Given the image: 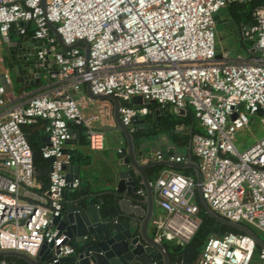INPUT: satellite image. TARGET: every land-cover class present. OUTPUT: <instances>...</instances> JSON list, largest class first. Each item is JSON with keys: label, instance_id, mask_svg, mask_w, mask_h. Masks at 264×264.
<instances>
[{"label": "built area", "instance_id": "2783aa9c", "mask_svg": "<svg viewBox=\"0 0 264 264\" xmlns=\"http://www.w3.org/2000/svg\"><path fill=\"white\" fill-rule=\"evenodd\" d=\"M235 1L251 0H0V39L15 30L41 42L40 65L53 59L49 82L11 104L6 99L11 78L0 70V250L36 256L42 244L52 242V262L74 253L53 221L64 208L65 189L79 186V178H65L64 167L72 161L64 149L73 138L69 124L85 128L89 148L104 147V132L89 124L97 116L85 118L72 96L87 82L93 94L119 98L120 120L131 131L133 116L147 115L150 101L175 111L190 107L201 127L189 145L201 172L203 199L222 217L264 233V135L241 151L233 142L236 130L264 113V3L254 10L249 28L242 26L249 39L254 37L253 50L244 58H231L226 50L217 57L214 14ZM50 23L66 45L85 39L87 58L83 43L64 51L57 47ZM135 95L142 103L132 102ZM40 120L48 136L41 155L53 157L45 188L36 178L23 130ZM150 155L185 161L170 151ZM151 185L161 210L154 239L187 242L201 221L194 176L164 168ZM256 246L245 233L209 235L196 264H251ZM258 258L264 264V246ZM0 264L10 263L0 258Z\"/></svg>", "mask_w": 264, "mask_h": 264}, {"label": "water", "instance_id": "95a60500", "mask_svg": "<svg viewBox=\"0 0 264 264\" xmlns=\"http://www.w3.org/2000/svg\"><path fill=\"white\" fill-rule=\"evenodd\" d=\"M216 22H222L226 19L221 18L218 12L214 14ZM52 33L56 36V46L67 49L71 46H79L84 44L83 52L85 58L88 55L89 43L85 39L77 40L72 45L63 43L61 37L55 30L53 23L49 24ZM249 25H247V29ZM248 33H243L244 38H249ZM8 35L3 37V45L1 47L0 62L10 71V77L15 83L23 86L39 83V74L49 70L53 64V59H48L44 65H40V60L37 57L39 45L31 43L28 36H22V42L8 41ZM14 44L18 48H14ZM41 44V43H40ZM250 50H253L250 48ZM62 52V51H61ZM217 57L220 53L216 54ZM10 60L7 64L6 58ZM8 65V66H7ZM86 88L94 98L111 99L114 102L113 116L115 120V129L125 143V155L120 163H123L127 168L120 169L117 177L113 180L112 186L107 192L112 196L113 203L107 214L104 213L98 202L101 198L94 200L95 194H80L73 199L65 200V205L61 213L54 218V225L66 234L69 244L75 251L70 255L62 256L56 262H52L54 256L52 253V242L44 243L40 247L36 256H31L21 250H0V257H16L24 260L28 264H172L169 259V252L163 242H158L149 232L151 221L154 218L155 204L153 198V188L151 178L146 173V169L156 165H164L176 169L191 167L196 180V191L199 203L205 213L215 221L236 228L250 236L257 246L263 247L264 241L246 224L232 221L222 217L214 212L203 199L201 194L202 176L199 170L197 160L192 159L190 151L186 154L187 159L182 163H176L167 159H143V156L148 152L150 155L155 150H163L164 144H168L173 148L174 153L179 154V149L167 139L165 141L158 140L155 135L136 136L129 126L124 125L119 117L118 107L121 105L119 98L113 95L93 94L90 85L87 82ZM133 103H142V98L139 95L132 97ZM155 104L150 101L145 105L147 107ZM169 105L158 107L155 114L162 111L168 112ZM183 112V109L178 111ZM131 125H134L135 131H153L150 124L144 123L137 115L133 116ZM73 130V129H72ZM29 138L30 134L25 133ZM78 136V132L73 130V138L66 143H71ZM145 141L139 143L140 139ZM148 138L153 143H148ZM48 141V136H45ZM159 142V144H156ZM150 146V150H147ZM68 152L75 154V149H66ZM151 157V156H150ZM53 157L46 158L47 162H51ZM65 178L68 182L79 174V165L70 163L64 167ZM139 177V180L134 179V176ZM140 186L144 188L142 198L136 197L135 194ZM70 188V187H69ZM73 189V188H70ZM77 190L80 187L76 188ZM114 212V213H112ZM22 222V221H21ZM10 264H15L14 261H9Z\"/></svg>", "mask_w": 264, "mask_h": 264}, {"label": "crops", "instance_id": "0c3cea01", "mask_svg": "<svg viewBox=\"0 0 264 264\" xmlns=\"http://www.w3.org/2000/svg\"><path fill=\"white\" fill-rule=\"evenodd\" d=\"M22 36L18 34L15 30L10 31L8 35V41L12 42H22ZM29 40L31 43H35L38 45H41L40 41L34 40L29 37ZM3 38L0 39V50L3 45ZM14 48L17 49L18 45L14 44ZM220 53V52H218ZM7 70L6 68L2 67L0 63V70ZM1 74V73H0ZM10 74V73H8ZM10 76V75H9ZM11 78V77H10ZM39 83L34 84L33 86H23L22 84L15 83L13 78H11L12 87L7 89L6 92V99L8 101V104L17 102L21 100V97L23 95V92H32L37 90L40 86H43L49 82V73L48 70L44 73L39 74ZM72 96L78 101L80 110L85 118H90L93 115H96V118L89 119V124L95 129L101 130L103 132L110 130L113 138H114V144L110 145L108 141H106V138L104 140V147L99 150L91 149L89 148L86 140V133L85 128L82 127L81 130L79 129H73L74 131L78 132V136L74 138V141L71 143H65L64 149H75L76 153L72 154L74 156V159H72L71 163L78 164L79 165V186L82 190H80V194H88L93 193L95 194L94 200H97L98 198H101V201L104 199L105 195H108L109 193L107 190H109L112 186L113 180L117 177V173L120 169H126L127 167L120 163L119 161H122V158L125 155V143L121 136L119 135V132L115 129V120L113 116L114 111V102L111 99H98L94 98L91 95H89L86 84L82 85L80 90L78 91H72ZM159 107L157 104H152L149 106L150 112L147 115H140L139 118L143 120L144 123L150 124L149 127H153V131H142L139 130L137 133L140 136L143 135H155V137L158 138L160 141H165L166 139L175 145L179 149V154L184 153L186 154L188 151H190V145L189 142L182 143L180 139L176 138L174 140L175 134H181L184 133L185 130L190 132V125H183V124H177L175 127V132L172 133L168 131L167 129H159L157 126H155V122L159 121L160 118L163 115H166L167 113H174L176 115H184L187 111V108L182 112L179 113L178 111H175L172 109L171 106L168 108V112L165 113L162 111L159 114H155V110ZM42 122L39 121L36 123V125L33 127V130L36 131L34 134V138L37 141V144L39 147H41L44 143L47 141L45 140L46 132L44 131L42 127ZM195 127H199L196 119H195ZM132 127L136 128L134 125ZM200 128V127H199ZM105 135V133H104ZM150 140V138H148ZM144 139H140L139 143L144 142ZM148 143H153L152 140L148 141ZM156 144H159V142H156ZM165 148L163 151H170L173 152V148L168 145L167 143L164 144ZM123 148V151L119 152L118 149ZM191 153V151H190ZM149 155V154H148ZM192 155V153H191ZM150 156V155H149ZM147 156H143V159L146 160L148 158H153ZM187 159V155H185V160ZM192 159L193 156H192ZM197 159V158H196ZM194 159V160H196ZM123 162V161H122ZM190 168L191 167H186ZM167 169L175 170L176 168L167 167ZM176 171V170H175ZM193 171V169H192ZM146 173L147 169H146ZM134 176V179L139 180V177ZM143 187V186H140ZM144 189V188H143ZM144 195V194H143ZM143 195H139L138 193L135 194L136 197L142 198ZM76 195H73V190L70 188H66L64 192V198L65 200L73 199ZM101 201L98 202L99 205H101ZM65 205V202H64ZM155 206V205H154ZM158 214L154 213V218L151 221V226L149 227V232L154 235L155 232V221L157 219ZM11 261V260H10Z\"/></svg>", "mask_w": 264, "mask_h": 264}, {"label": "trees", "instance_id": "16d2710c", "mask_svg": "<svg viewBox=\"0 0 264 264\" xmlns=\"http://www.w3.org/2000/svg\"><path fill=\"white\" fill-rule=\"evenodd\" d=\"M263 3L264 0H251L250 2L235 1L221 7L218 12L222 15L225 14L230 21L238 25L242 37L243 36L242 26L247 24H252L254 22V10ZM248 41H249V45L251 46L253 41L252 40H248ZM194 123H195V118L193 116L192 109L190 107H187V111L184 115H176L171 112L167 113L166 115H163L159 121L155 122V126H157V128L159 129H167L168 131L174 133L177 124L190 125V132L185 130L184 133L175 134V136L173 137L174 140L178 138L182 143H186L189 142L191 134L193 132L201 131V127L200 126H199L200 128L195 127ZM35 125L36 123L24 126L23 130L26 133L30 134L28 141L32 149L33 165L35 169L36 178L42 183V187L45 188L48 182L49 162H47L46 159L42 157L41 149L34 138L35 137L34 134L36 131L33 130V127ZM69 126L72 129H79V131L83 127L81 125H75V124H69ZM133 132L135 133L136 136L139 135L136 131ZM192 156L194 159H196L194 155ZM72 159H74L73 155H72ZM164 168L167 167L164 165H156L147 168L148 175L151 178L152 182L155 181L160 171ZM175 170L184 174L194 176V172L190 168L175 169ZM72 190H73V195L78 196L80 195V190H82V188L80 187L79 190H77L76 188ZM194 200L199 206L198 214L201 219L194 234L190 237V239L187 242L177 243L170 240H165L163 242L168 249L171 263L178 262L183 264H196V259L200 254L201 250L203 249L205 240L209 235L220 236L225 232H235L238 234L243 233L242 231L236 228L221 224L215 221L213 218L209 217L202 209L199 203L196 190L194 192ZM112 203H113L112 196L110 194L105 195L100 205L105 214L109 212V208L112 206ZM245 224L249 227L251 226L250 224L247 223ZM259 249H260L259 246L255 247L252 255L251 264H263L258 258ZM0 258H4L8 261L10 260L14 261L15 264H28L24 260L16 257H0Z\"/></svg>", "mask_w": 264, "mask_h": 264}, {"label": "rangeland", "instance_id": "374dc122", "mask_svg": "<svg viewBox=\"0 0 264 264\" xmlns=\"http://www.w3.org/2000/svg\"><path fill=\"white\" fill-rule=\"evenodd\" d=\"M221 18L226 20L219 23L216 22L215 25L217 52L226 50L229 57L231 58H237L239 56L243 58L246 57L248 54V49L250 48L248 40L254 41V37L252 39L244 38L243 36L241 37L238 25L230 21L225 14H221ZM252 117L254 120L251 121L248 126L240 128L234 133L233 142L236 149L239 151L249 147L264 135V113L254 114ZM104 133L106 141H108L110 145L114 144V138L111 131L107 130ZM147 150H150V146H148ZM145 156H149L148 152L145 154ZM155 212L157 214L161 212V210L156 207V205ZM250 227L261 239H264V233L262 231L253 226ZM23 232L24 231L21 230L22 234ZM170 241L179 243L177 238H173Z\"/></svg>", "mask_w": 264, "mask_h": 264}, {"label": "flooded vegetation", "instance_id": "af4514ba", "mask_svg": "<svg viewBox=\"0 0 264 264\" xmlns=\"http://www.w3.org/2000/svg\"><path fill=\"white\" fill-rule=\"evenodd\" d=\"M1 53H0V58H1ZM6 58V57H5ZM6 62H7V64H9L10 63V60L8 59V58H6ZM1 63V62H0ZM1 65H2V67H4V68H6L2 63H1ZM8 66V65H7ZM7 69V68H6ZM8 73H10V71L8 70ZM169 259H170V255H169ZM171 262V261H170Z\"/></svg>", "mask_w": 264, "mask_h": 264}, {"label": "clouds", "instance_id": "9594fccd", "mask_svg": "<svg viewBox=\"0 0 264 264\" xmlns=\"http://www.w3.org/2000/svg\"><path fill=\"white\" fill-rule=\"evenodd\" d=\"M242 34H243V32H242ZM131 126H132V125H131ZM129 128H130V127H129ZM134 131H135V128H134ZM152 183H153V182H151V184H152ZM139 188H140V187H139ZM139 188H138V189H139ZM142 189H143V188H142ZM143 190H144V189H143Z\"/></svg>", "mask_w": 264, "mask_h": 264}]
</instances>
